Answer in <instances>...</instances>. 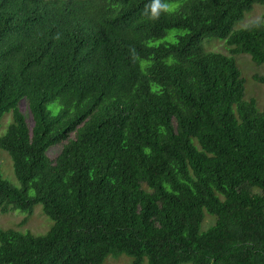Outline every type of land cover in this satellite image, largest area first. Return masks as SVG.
Segmentation results:
<instances>
[{
	"label": "trees",
	"instance_id": "16d2710c",
	"mask_svg": "<svg viewBox=\"0 0 264 264\" xmlns=\"http://www.w3.org/2000/svg\"><path fill=\"white\" fill-rule=\"evenodd\" d=\"M254 4L0 0V151L19 184L0 175V213L52 221L0 230V264H264V114L235 60L264 66V12L234 29Z\"/></svg>",
	"mask_w": 264,
	"mask_h": 264
},
{
	"label": "rangeland",
	"instance_id": "374dc122",
	"mask_svg": "<svg viewBox=\"0 0 264 264\" xmlns=\"http://www.w3.org/2000/svg\"><path fill=\"white\" fill-rule=\"evenodd\" d=\"M264 12V7L260 4H254L252 8L246 12L243 18L238 21L234 29L244 28L250 23L257 22L261 19ZM184 31L172 30L169 31L167 36L156 41L154 44L161 42H174L179 35H183ZM199 47H202L203 52H219L223 54H228L227 47L223 40L219 39H209L202 38L199 43ZM236 64L240 70V77L244 80V94L246 99H254L257 105V109L260 113L264 114V85L257 82L254 78L264 76V66H257L252 63L248 55H239L235 57ZM19 111L25 116L26 123L28 127H31L32 120L29 114L27 100L21 99L18 102ZM10 115L4 114L0 123V135L5 132V128L10 123ZM73 135L70 134V138ZM65 142L51 146L47 150V156L49 159L54 160L61 150L62 145ZM0 175L7 181L10 185L15 188H19V184L13 174L12 162L10 157L5 153L0 151ZM32 195V192H30ZM210 224V218L205 216L203 222V228H206ZM52 225V221L44 215L42 211V206L40 204L35 205L32 208L30 214L25 212L14 210L9 211L5 214L0 213V230L12 229L21 234H29L33 237L44 236ZM131 258L120 255L113 258L108 256L105 258L102 264H129L131 263Z\"/></svg>",
	"mask_w": 264,
	"mask_h": 264
}]
</instances>
